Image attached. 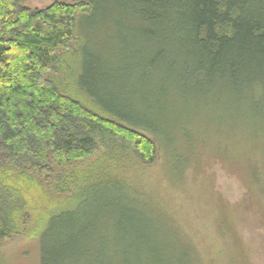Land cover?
Returning a JSON list of instances; mask_svg holds the SVG:
<instances>
[{"label": "trees", "instance_id": "obj_1", "mask_svg": "<svg viewBox=\"0 0 264 264\" xmlns=\"http://www.w3.org/2000/svg\"><path fill=\"white\" fill-rule=\"evenodd\" d=\"M24 1L0 0V241L20 233L38 237L41 264L92 263L101 254L108 263L119 257L111 248L113 235L99 228L109 220L118 230L117 248L118 242L127 252L131 247L129 262L186 264L185 252L166 247L125 176L133 160L156 159V140L139 130L170 143L176 126L162 132L164 124L137 117L125 98L117 99L119 83L132 71L143 79L158 69L168 92L192 99L220 93L243 103L249 116L259 112L264 0H107L112 5L103 20L116 27L127 58L101 68L84 21L102 1H58L43 9ZM62 50L84 58L66 89L53 74ZM162 92L160 103L169 98ZM160 103L148 111L167 119ZM99 150L102 157L63 173L56 188L45 184L53 164L83 162ZM95 240L103 244L98 253L88 245Z\"/></svg>", "mask_w": 264, "mask_h": 264}, {"label": "rangeland", "instance_id": "obj_2", "mask_svg": "<svg viewBox=\"0 0 264 264\" xmlns=\"http://www.w3.org/2000/svg\"><path fill=\"white\" fill-rule=\"evenodd\" d=\"M58 1L77 0H25L24 5L43 9ZM99 1L94 14L84 21L91 27L87 33L93 47L91 54L100 68L103 64L116 66L127 58V47L116 41V27L112 29L103 20L112 4ZM60 53L62 64L53 74L65 88L75 83L84 58L70 51ZM130 60L135 63L133 56ZM141 78L140 72H130L128 80L119 83L117 99L125 98L137 117L155 125L164 124L162 132L176 127L170 143L139 130L156 140L157 155L153 163L135 159L128 166L125 176L134 185L130 194L155 219V230L166 247L187 254L186 264H264V106L249 116L243 103L236 105L220 93L192 99L180 91H166L158 69L148 70ZM163 90L169 97L162 102L167 119L148 111H157ZM102 155L103 150H99L83 162L61 167L53 164L54 173L45 184L56 188L55 181L63 173L71 175L85 169ZM99 228L113 235L111 248L119 257L105 263L101 254L92 263L82 264H136L127 259L131 247L127 252V246L118 242L117 248L118 230L112 222L108 220ZM88 245L97 247L95 253L103 246L96 240ZM0 253L2 264H41L38 237L11 235L0 241Z\"/></svg>", "mask_w": 264, "mask_h": 264}]
</instances>
